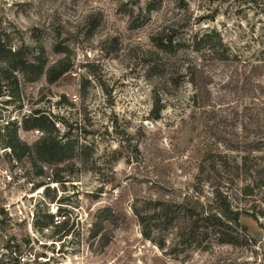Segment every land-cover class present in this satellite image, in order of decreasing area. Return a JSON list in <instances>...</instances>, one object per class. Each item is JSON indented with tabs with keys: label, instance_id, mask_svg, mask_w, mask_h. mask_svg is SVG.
I'll list each match as a JSON object with an SVG mask.
<instances>
[{
	"label": "rangeland",
	"instance_id": "1",
	"mask_svg": "<svg viewBox=\"0 0 264 264\" xmlns=\"http://www.w3.org/2000/svg\"><path fill=\"white\" fill-rule=\"evenodd\" d=\"M149 3L156 7L152 27L166 16V27L180 39L215 30L228 54L224 62L192 55L188 63L197 66L206 88L198 93L183 76L175 94L161 93L165 108L156 122L149 118L153 92L143 53L148 39L129 24V13L145 15ZM1 32L16 46L22 40L34 47L45 44L50 62L59 57L54 43L69 46L74 67L53 86L57 95L41 103L36 85L9 88L13 94L0 98V127L41 110L61 136L69 132L79 146L88 147L84 158L91 168L84 171L77 162L76 170L65 169L59 175L63 182L56 183L54 167L31 179L22 166L0 158L11 179L0 176V264H20L27 252L47 261L26 264H264V180L254 176L264 167V0H0ZM184 123L195 127L189 150L175 139ZM35 132L20 136L31 143L28 136ZM207 153L217 165L225 158L228 168L201 174ZM244 157L253 174H237L234 164ZM28 182L49 186L30 199L35 190ZM217 187L241 212L247 246L221 244L207 223L200 224L195 239L183 242L182 220L164 231L151 224L155 242L144 238L136 213L150 214L157 202L182 203L191 195L207 203ZM46 194L62 204L52 206ZM7 203L16 217L5 211ZM19 207L39 214V220L59 207L67 226L39 233L33 228L32 235L19 219ZM104 214L117 221L104 231L108 243L100 244L91 235ZM161 241L164 250L156 244Z\"/></svg>",
	"mask_w": 264,
	"mask_h": 264
},
{
	"label": "trees",
	"instance_id": "2",
	"mask_svg": "<svg viewBox=\"0 0 264 264\" xmlns=\"http://www.w3.org/2000/svg\"><path fill=\"white\" fill-rule=\"evenodd\" d=\"M183 7V2L179 3ZM155 5L148 4L145 15L142 12L135 15V12L129 13L130 28L133 30H142L148 39V46L144 51V64L147 67L146 80L152 87L153 92V109L151 111L150 120L159 121L165 106L161 100V93L167 96L175 94L182 83L183 76H186L189 83L192 84L199 93L202 88H206V83L201 80L202 75L198 71L197 66L188 63L192 55L196 56H214L217 62H224L228 59L226 46L220 34L213 30L203 34H196L188 40L180 39L176 32L166 27L168 20L163 17L160 26L152 27L150 25V14L156 10ZM133 12V13H132ZM144 26H147L146 30ZM61 37V33H58ZM35 39V37H33ZM32 38V39H33ZM35 49H41L35 52ZM45 44L40 43L39 47L26 43L24 40L21 44L14 45L9 34L0 33V98L7 96L9 88L21 86H37L39 87L42 98L39 103L43 102L49 96H56L52 91L55 86L65 75L73 70V61L71 59L70 47L62 43H54L52 49L54 54L59 57L50 62L45 55ZM185 75H182V71ZM201 82V83H200ZM7 84V86H3ZM203 85V86H201ZM65 95L59 97L64 99ZM198 95L195 97L197 101ZM71 105L73 103H70ZM198 104V103H196ZM40 131L43 136L36 141L29 143L22 139L20 132L28 133ZM69 132L65 136H61L56 128V122L44 114L41 110H33L29 115H25L22 121H7L5 125L0 127V145L2 149L10 148L12 153L6 156V161L20 165L26 169V173L31 179H38L45 176L44 166L54 167L57 169L54 182H63V178L59 175L67 168H71L73 172L76 170L77 162L80 163L84 171L91 168L89 160L84 158L86 146H79L70 136ZM195 127L184 123L176 134L175 139L180 148L189 150L194 144ZM204 163L201 165V174L205 172L218 173V167L226 170L228 168L227 160L224 162H215V157L211 153H207ZM237 174L248 173L253 174L252 169L248 167V157H244L241 163H235ZM255 178L264 180V167L257 168L254 171ZM51 180V179H50ZM43 183H37L36 188L43 186ZM264 187V181L263 185ZM51 204H62V200L57 201V197L49 194L45 195ZM60 210V208H59ZM241 212L234 211L232 205L220 187L213 191V198L207 203L201 201V198L195 195L186 196L182 203L165 204L157 202L150 214L141 215L136 213L140 225L143 227V236L146 240L155 242L152 238V227L160 231L175 228L182 220L183 226L179 228L180 238L183 242L191 241L200 234V224H210L215 229V234L220 237V243L223 245H231L234 247H245L249 243L246 236V227H242L240 223ZM53 216L44 213L41 220L39 214L35 222V227L42 231L49 226H53ZM117 219L114 216L104 214L99 218L98 223L91 235V239L100 244L108 243L105 229L109 225H116ZM154 222V223H153ZM156 222V223H155ZM67 223L55 228L62 230ZM117 228V227H116ZM28 243V241H27ZM158 244L161 250L165 249L166 243L161 241ZM8 251L13 253V247L9 244Z\"/></svg>",
	"mask_w": 264,
	"mask_h": 264
},
{
	"label": "built area",
	"instance_id": "3",
	"mask_svg": "<svg viewBox=\"0 0 264 264\" xmlns=\"http://www.w3.org/2000/svg\"><path fill=\"white\" fill-rule=\"evenodd\" d=\"M42 136H43L42 132L36 131L33 135L28 136V140L32 143ZM11 153H12V150L10 148L1 149L0 158L2 159V161H6V156L11 154ZM43 169H44V171H48L47 166H44ZM9 171L10 170L8 168L4 167V165L2 164V162L0 160V176L3 178L6 177L7 179H10ZM48 180H49L48 182H50V177L48 178ZM27 186L30 190H35L34 195L29 196V198L32 199V198H35L34 197L35 195H39V196L44 195V190H45V188H47L49 186V184L46 183V185H43L39 188H36V184H34L33 182H28ZM48 206L50 208V203H48ZM52 206L56 207L57 204L54 203V205H52ZM3 207H4L6 212L10 213L11 217L17 216V214H14V215L11 214V203H7V204L3 205ZM58 211H59V207H58L57 211H55V210L51 211L50 209H48V211H47V214H49V215L51 214L54 217L53 218V221H54L53 226H51V228L61 226L62 224H64L68 220V217L66 214H64V213L59 214ZM19 216H20L19 219L21 220V222L27 223L29 230L31 231L32 235H34L33 228L36 229V233L41 232L35 227V222L37 220V217H36L34 212H32V211H29V212L24 211L23 212L19 207ZM49 230H50V226L48 228L43 229L42 231L48 232ZM12 254L16 255V252L13 251ZM30 259L33 261L38 260L39 262H46L47 261L46 256L41 255L37 259V257L35 255H32V253L27 252V253H25V255H22L18 258V260H19L18 262L20 264H26L27 262L30 261ZM48 261H50V259Z\"/></svg>",
	"mask_w": 264,
	"mask_h": 264
},
{
	"label": "water",
	"instance_id": "4",
	"mask_svg": "<svg viewBox=\"0 0 264 264\" xmlns=\"http://www.w3.org/2000/svg\"><path fill=\"white\" fill-rule=\"evenodd\" d=\"M148 126H150V124H148Z\"/></svg>",
	"mask_w": 264,
	"mask_h": 264
}]
</instances>
